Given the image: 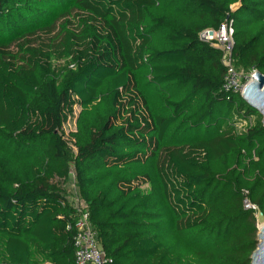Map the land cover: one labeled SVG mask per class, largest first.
Instances as JSON below:
<instances>
[{"label": "trees", "instance_id": "obj_1", "mask_svg": "<svg viewBox=\"0 0 264 264\" xmlns=\"http://www.w3.org/2000/svg\"><path fill=\"white\" fill-rule=\"evenodd\" d=\"M226 21L264 74V0H0V264H76L71 173L104 264H252L263 117L200 37Z\"/></svg>", "mask_w": 264, "mask_h": 264}, {"label": "built area", "instance_id": "obj_2", "mask_svg": "<svg viewBox=\"0 0 264 264\" xmlns=\"http://www.w3.org/2000/svg\"><path fill=\"white\" fill-rule=\"evenodd\" d=\"M201 39L210 43L221 51V62L226 69L222 89L239 93L241 96L247 84L251 81V77L255 70L246 73L244 70L236 66L234 57V27L232 22L226 21L219 28L205 29L200 34ZM73 67V65H71ZM80 112L79 107L74 108L72 115L63 123L60 133L75 148V140L71 134L77 131V117ZM245 207L248 209L258 210L256 205L245 198ZM75 221V258L76 264H104L105 253L97 239V233L90 221V212L86 205L76 206ZM259 213H257L258 215ZM70 228V227H68Z\"/></svg>", "mask_w": 264, "mask_h": 264}, {"label": "water", "instance_id": "obj_3", "mask_svg": "<svg viewBox=\"0 0 264 264\" xmlns=\"http://www.w3.org/2000/svg\"><path fill=\"white\" fill-rule=\"evenodd\" d=\"M243 100L252 108L257 110L263 117L264 125V74L255 71L251 81L247 84L242 95ZM259 228V226H258ZM259 244L251 255L252 264H264V226L259 228Z\"/></svg>", "mask_w": 264, "mask_h": 264}, {"label": "rangeland", "instance_id": "obj_4", "mask_svg": "<svg viewBox=\"0 0 264 264\" xmlns=\"http://www.w3.org/2000/svg\"><path fill=\"white\" fill-rule=\"evenodd\" d=\"M14 50H16V48H14ZM67 62H64L63 60H57L55 63L56 66V70H64L67 68ZM70 68H72V66H69ZM69 146L74 150L75 148L72 146V144H69ZM65 190L66 193L68 195V200L70 202V204L75 208L76 206H84L85 203L83 201H81L80 196H79V190L76 186V180L74 177V173H71L69 175V178L66 181L65 184ZM257 220H258V226H259V222L260 223H264V218L261 214L257 215Z\"/></svg>", "mask_w": 264, "mask_h": 264}, {"label": "bare ground", "instance_id": "obj_5", "mask_svg": "<svg viewBox=\"0 0 264 264\" xmlns=\"http://www.w3.org/2000/svg\"><path fill=\"white\" fill-rule=\"evenodd\" d=\"M264 226V223H260L259 228H262Z\"/></svg>", "mask_w": 264, "mask_h": 264}, {"label": "crops", "instance_id": "obj_6", "mask_svg": "<svg viewBox=\"0 0 264 264\" xmlns=\"http://www.w3.org/2000/svg\"><path fill=\"white\" fill-rule=\"evenodd\" d=\"M48 264H51V263H48Z\"/></svg>", "mask_w": 264, "mask_h": 264}]
</instances>
